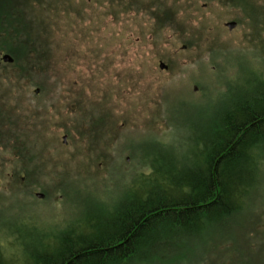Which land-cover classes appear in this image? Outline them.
I'll list each match as a JSON object with an SVG mask.
<instances>
[{"label": "rangeland", "instance_id": "obj_1", "mask_svg": "<svg viewBox=\"0 0 264 264\" xmlns=\"http://www.w3.org/2000/svg\"><path fill=\"white\" fill-rule=\"evenodd\" d=\"M131 2L137 13L107 0L37 6L50 23L39 41L50 67L0 76V261L28 264L31 252L90 233V221H110L161 173L197 169L223 113L264 94V0ZM163 5L170 18L156 16ZM259 148L242 212L131 264H261Z\"/></svg>", "mask_w": 264, "mask_h": 264}, {"label": "trees", "instance_id": "obj_2", "mask_svg": "<svg viewBox=\"0 0 264 264\" xmlns=\"http://www.w3.org/2000/svg\"><path fill=\"white\" fill-rule=\"evenodd\" d=\"M65 2L0 0V59L5 53L13 57L12 63L0 68V76L11 81L43 76L50 67V56L39 41L48 43L50 23L43 16L46 10L36 7ZM107 4L113 8L124 5L125 13L138 11L131 0H107ZM168 11L164 6L155 14L167 19L171 17ZM3 121L1 111L0 123ZM213 131L205 140L203 165L186 173H161L158 186L129 198L110 221H90V233L68 234L53 251H33L28 264H131L158 250L179 249V240L190 235L207 236L212 225L242 212L253 183L250 168L264 144V94L225 111ZM147 174L154 173L151 170L142 176ZM250 215L252 224L257 225L250 230L255 231L256 221L262 219L253 212ZM257 257L264 264L260 254ZM14 258L10 255L0 264H14Z\"/></svg>", "mask_w": 264, "mask_h": 264}, {"label": "water", "instance_id": "obj_3", "mask_svg": "<svg viewBox=\"0 0 264 264\" xmlns=\"http://www.w3.org/2000/svg\"><path fill=\"white\" fill-rule=\"evenodd\" d=\"M226 26H228L230 29H233L237 26V22L236 21H229L226 23ZM2 60L4 62H7V63H12L13 62V57L9 54V53H5L3 56H2ZM160 67L161 68H166L167 65L164 63V62H160ZM36 92H38V90H36ZM66 136H64V140H65ZM38 196H42L41 193H38L37 194Z\"/></svg>", "mask_w": 264, "mask_h": 264}, {"label": "flooded vegetation", "instance_id": "obj_4", "mask_svg": "<svg viewBox=\"0 0 264 264\" xmlns=\"http://www.w3.org/2000/svg\"><path fill=\"white\" fill-rule=\"evenodd\" d=\"M38 193H41V194H42V196H38V195H37ZM36 195H37L38 197H41V198H43V197L45 196V194H44V193H42V192H36Z\"/></svg>", "mask_w": 264, "mask_h": 264}, {"label": "bare ground", "instance_id": "obj_5", "mask_svg": "<svg viewBox=\"0 0 264 264\" xmlns=\"http://www.w3.org/2000/svg\"><path fill=\"white\" fill-rule=\"evenodd\" d=\"M7 257L10 256V254L6 255ZM130 264V263H129Z\"/></svg>", "mask_w": 264, "mask_h": 264}]
</instances>
